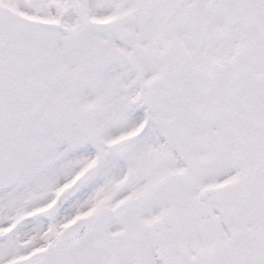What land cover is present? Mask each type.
Listing matches in <instances>:
<instances>
[{
	"label": "snow or ice",
	"instance_id": "snow-or-ice-1",
	"mask_svg": "<svg viewBox=\"0 0 264 264\" xmlns=\"http://www.w3.org/2000/svg\"><path fill=\"white\" fill-rule=\"evenodd\" d=\"M0 264H264V0H0Z\"/></svg>",
	"mask_w": 264,
	"mask_h": 264
}]
</instances>
